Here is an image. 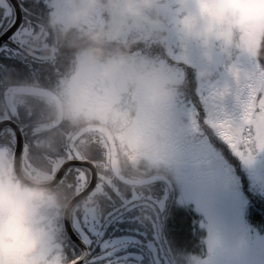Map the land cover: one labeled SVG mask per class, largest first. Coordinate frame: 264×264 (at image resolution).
Returning a JSON list of instances; mask_svg holds the SVG:
<instances>
[{
	"label": "clouds",
	"instance_id": "obj_1",
	"mask_svg": "<svg viewBox=\"0 0 264 264\" xmlns=\"http://www.w3.org/2000/svg\"><path fill=\"white\" fill-rule=\"evenodd\" d=\"M170 7L169 0H54L49 16L57 39L74 36L79 49L52 114L103 127L124 156L153 168L174 162L164 116L177 89L128 49L144 37L166 41ZM174 7L185 46L199 55L200 79L215 74L218 58L254 57L264 43V0H175ZM53 180L41 170L21 178L14 158L0 154V264H67L57 243L65 205Z\"/></svg>",
	"mask_w": 264,
	"mask_h": 264
},
{
	"label": "rangeland",
	"instance_id": "obj_2",
	"mask_svg": "<svg viewBox=\"0 0 264 264\" xmlns=\"http://www.w3.org/2000/svg\"><path fill=\"white\" fill-rule=\"evenodd\" d=\"M45 3L50 15L54 11V0ZM169 4L173 5V7L165 10L170 16L167 40L161 42L158 38L144 37L137 40L128 49V54L137 62H147L155 66L163 74L175 81L177 89L175 102L166 110L164 116L169 130V144L174 162L171 166L156 168L167 171L166 175L174 183L171 194L176 196L177 202L189 206L196 214V235L198 237L199 248L195 254L187 256L188 264H264V228L255 225L250 217L249 201L244 193L243 183L235 166L221 152L217 151L207 136L196 146L194 158L187 157V151L181 138L182 130L179 125V113L182 110L181 101L186 91L185 80H187L186 77L189 73L196 79L204 82L209 81L214 75L207 80L200 79L196 75V70L201 66L199 55L185 46L182 17L174 7L175 0H169ZM8 5H10L8 0H4V4H0L5 9ZM74 46V44L71 46V50L78 54L79 49ZM161 55L170 59L172 63L169 64V61L166 58L163 59ZM180 62L185 63L184 67L179 65ZM261 62H264V43L259 46L257 54L254 57L232 60L223 57L218 58L214 71L216 72L217 68L221 66H226L229 70L237 72L240 71L242 65L250 67L255 64L259 68ZM189 65L191 67H188ZM76 68L77 66L73 67V70L67 76L62 77L58 81L59 86H57L56 90L61 95L63 93V82L76 73ZM11 77H7L5 82H12L8 81ZM1 81L0 78V103L2 104L0 107V120H3L8 119L10 113H15L16 105L19 104L21 99L16 98L12 106L8 105L3 93L7 85L4 81ZM68 123L71 124L67 121L66 124ZM245 123L252 125L250 139L233 125L214 126L220 130L223 139L232 145L233 149H236L240 143L255 148L260 138L264 137V119L261 118L259 112H256L255 116H253L252 112H249V118ZM72 134L68 133L65 135L66 148L73 147L77 143L71 142L72 145H70L67 141ZM34 135H37L38 139H46L44 134L38 135L34 133ZM93 137L101 142L105 141L97 133H93ZM216 137L220 139L218 136ZM38 139L36 145L41 150L39 152L42 159L40 165L44 163V168L49 170L46 172L54 176L60 162L55 157L47 156L49 153L46 152L48 151L54 156L55 152H57V144L50 136L49 147L46 148L44 141L40 143ZM118 147L120 166L123 171L126 170L129 162L135 166L142 165L148 169H153V167H149L143 163L130 160L124 156L119 143ZM230 151V154L236 156L240 161L241 168L247 176L248 187L264 197V154L258 153L251 161L245 162L235 155L231 149ZM3 153L10 154L11 151L9 153L5 149H0V154ZM91 202V200H88L82 204L89 225L96 219L94 206H89ZM152 205L153 207L149 215H152L155 218V222L158 223L159 218L163 219L166 215H164V209H161L158 204L153 203ZM161 212L162 216L160 215ZM154 215H159V218H156ZM61 223V249L63 250V220ZM143 226L146 225H142L140 233L143 234L142 236L145 240L142 239L140 241L134 237H112L105 239L102 242V249L105 251L100 252L98 256H94L92 260L88 259V261H98L103 254L108 257L113 256V259H109V262L118 261L126 257H134L138 262H142L145 259L144 262L158 264L160 256L157 254L156 248L160 247L163 251V246L168 245V242L164 239L163 231L153 232L151 235H148L145 233ZM78 230L82 232L80 226H78ZM156 234L161 238L159 244L154 243L152 239L153 235ZM141 244H144L143 249L136 250L135 246ZM165 257L166 264H170L169 256L165 255ZM127 263L129 262H121L119 264Z\"/></svg>",
	"mask_w": 264,
	"mask_h": 264
},
{
	"label": "trees",
	"instance_id": "obj_3",
	"mask_svg": "<svg viewBox=\"0 0 264 264\" xmlns=\"http://www.w3.org/2000/svg\"><path fill=\"white\" fill-rule=\"evenodd\" d=\"M4 11H6V9L0 6V13ZM49 16V11L47 10L43 18L37 22L35 31L29 34L27 41L29 44L27 48L28 58L42 64L45 68V75L42 77L41 75L34 73L32 75L17 76L9 71L0 76L2 80L1 82L4 81V83H6L5 79L12 76L9 80L44 85L50 89L56 90L57 86H59L58 81L61 80L62 77L67 76L73 70V67H76L75 61L77 54L75 51L71 50V46L74 44L72 41L75 40V37L70 35L65 40H58L56 32H54L49 26ZM3 22V16L0 15V24ZM161 57L163 59L166 58L167 61H169V64L172 63L170 59L164 55H161ZM179 65L184 67L185 63L180 62ZM190 86L189 79L185 80V89ZM20 99L19 104L16 105L17 108L13 114V119L19 125L23 126L24 129L29 130L28 143L30 147L33 145L32 138L38 139L37 135H34V133H37L38 135L44 134L46 136V139H38L40 143L44 141L46 148L49 147L50 136L56 144L59 142L64 148L66 144L65 135L73 133L86 126H74L68 123L65 125L64 136L60 139L57 137V132L60 129H54L46 123L54 117L52 114L54 106L48 105L44 102L43 98L39 97L23 96ZM1 106L2 104L0 103V107ZM62 128H64V125ZM10 137L5 142L13 148L14 144H12L13 141H10ZM207 138L210 139L212 145L217 151L221 152L224 157L235 166L236 171L242 180L244 193L249 201L250 217L255 225L264 228V197L248 187L247 176L241 168V163L236 156L230 154L231 151L227 145L214 134L207 135ZM12 140H14L13 136ZM67 141L72 145L69 139H67ZM73 154L77 158H88L92 160L99 169L98 187L85 201L91 200L92 202L89 203V206L93 205L94 208L103 210L102 215L104 217L105 214L108 213V210L115 209V213H118L125 219L123 223H116L115 227L108 230L107 233L100 229H97L93 233L94 242L92 243V246L94 249V256H98L100 252L102 253L105 251L102 249V242L105 241V239L112 237H134L140 241L142 239L145 240L140 231L142 225L148 224L146 226H151L156 232L163 231L164 239L168 242V245L163 246V251L160 247L156 248L157 254L160 256V262L158 264H166L165 255L169 256L168 259L170 260V264H188L187 256L195 254L199 248L198 237L196 235V214L189 206L177 202L176 196L171 194V189L168 191V187L163 182H158L155 187L157 189L163 188L167 192V196L164 197V215H166V217L162 219L159 218V215H154L156 218H159L155 227V225L149 220L150 216H146L150 214L149 212L152 210V204L154 202H152L151 199H142L147 192L152 190V184L142 187H131L119 182L108 167V151L105 141L101 142L93 137V133H89L74 144ZM42 165H44V163ZM124 173L129 176L143 177L153 174H167V171L161 168L148 169L142 165L135 166L129 162ZM82 188H84L83 184L77 186L75 180L71 177H66L53 189L60 194L62 203L66 205ZM134 201L135 203H133ZM83 203L84 202L78 205L80 209L83 208ZM133 209H135L134 214L132 217H129L128 213L132 212ZM113 213L114 212L108 213V215H106V220H102V222H110V217ZM77 217H86L85 210L83 213L79 212ZM105 227L107 228V225ZM62 232L63 252L67 264H69L67 253L71 251V255L76 257L80 256L81 250L78 246H75L74 249H70L67 234L64 229H62ZM147 234L151 235L152 233ZM136 246V250H141L143 249L144 244ZM109 259H113V256L108 257L102 254L100 260L93 262L86 261L85 264H114L117 262L142 264L145 261V259H143L142 262H138L134 257H126L112 262H109ZM143 264L151 263L144 262Z\"/></svg>",
	"mask_w": 264,
	"mask_h": 264
},
{
	"label": "snow or ice",
	"instance_id": "obj_4",
	"mask_svg": "<svg viewBox=\"0 0 264 264\" xmlns=\"http://www.w3.org/2000/svg\"><path fill=\"white\" fill-rule=\"evenodd\" d=\"M0 4H4V0H0ZM6 9L0 13L4 21L0 24V76L11 71L17 76L35 73L43 77L45 68L42 64L30 60L27 56V41L29 34L35 31L37 22L47 11L45 0H10V5L6 6ZM186 78L189 79L191 86L186 89L182 97L179 125L188 158H194L196 146L210 134L218 136L235 155L245 162L251 161L258 153L264 154V137L260 138L255 148L240 143L236 149H233L232 145L223 139L220 130L214 126L230 124L247 135L249 139L251 138L252 125L245 123L249 118V112H252L253 116L259 112L261 118L264 119V62L260 63L259 68L255 64L250 67L242 65L238 72L229 70L226 66L218 67L214 76L207 82L196 79L191 73ZM13 135L16 151L21 154L25 149V135L21 126L13 118L0 120V142L8 140ZM78 164H88L89 167H81ZM93 167L87 161L69 159L61 167L57 178L64 180L66 177H71L76 181L77 186L83 184V195L86 196L98 187V176L91 174ZM162 181H154L151 185L152 190L147 192L142 199H151L161 209H164V197L167 196V192L163 188L155 187L158 182ZM134 211L135 209L129 212L128 216L132 217ZM124 220L114 212L110 217V222L100 224L93 220L89 225L86 217H77L75 222L65 221L64 228L69 248L74 249L79 245L90 249L94 242L93 233L96 229L107 233L115 227L116 223H123ZM75 225H80V230L85 234V240L80 239ZM143 228L147 233H156L151 226H143ZM152 239L154 243L161 242L157 234L153 235ZM67 255L69 264H81L83 257H73L71 251Z\"/></svg>",
	"mask_w": 264,
	"mask_h": 264
},
{
	"label": "water",
	"instance_id": "obj_5",
	"mask_svg": "<svg viewBox=\"0 0 264 264\" xmlns=\"http://www.w3.org/2000/svg\"><path fill=\"white\" fill-rule=\"evenodd\" d=\"M10 1V0H9ZM4 93L6 95H11V94H23V95H28V96H39V97H45V98H49L51 99L55 105L58 102V100L61 98L60 95L58 93H56L55 91L51 90L50 88L44 87V86H40V85H33V84H14V85H9ZM63 120H57L56 117L51 120L49 122V125L52 126L53 128H57L62 124ZM89 132H100L104 135V137L106 138L108 147H109V154H110V169L114 175V177L121 182L122 184L128 185V186H134V187H142V186H146V185H150L153 184L154 181L156 180H163L166 184H168V186L171 188L172 187V182L171 179L165 175H161V174H154L151 176H147V177H140V178H134V177H130L128 175H126L120 166V155H119V150H118V144L117 141L115 140L114 137L111 136V134L106 131L103 127H85L82 131H79L75 134L72 135L71 137V141L72 142H76L77 140H79L81 137H83L86 133ZM21 154H18L16 149H15V153H14V160H15V166H16V171L18 173V175L21 176V178H24L25 176L23 175L22 171H21ZM77 160H82V161H87L90 164H92L94 167L91 169V174H95L98 176V170L95 166V164L87 159H77ZM65 163V162H64ZM64 163L61 165V167L64 165ZM78 166L81 167H89L88 164H78ZM61 167L59 168V170L57 171L54 180L52 182V184L50 185V187H55L59 184V182L61 180H58L57 178V174L60 171ZM84 190L81 191L80 193H78L77 195H75L66 205L65 210H64V219L63 222L65 224V221L67 220H71V211L72 209L81 201H83L85 198L88 197V195H83ZM82 197V198H80ZM81 239V238H80ZM82 240V239H81ZM83 241V240H82ZM79 246V245H78ZM80 249L82 250V255L81 257H83L81 264H84L85 261L88 258V252L89 249L85 246H79Z\"/></svg>",
	"mask_w": 264,
	"mask_h": 264
},
{
	"label": "flooded vegetation",
	"instance_id": "obj_6",
	"mask_svg": "<svg viewBox=\"0 0 264 264\" xmlns=\"http://www.w3.org/2000/svg\"><path fill=\"white\" fill-rule=\"evenodd\" d=\"M51 0H45V2H50ZM8 81H12L10 83H6V85H10V84H25V83H21V82H18L17 80H8ZM23 97V96H22ZM21 96L19 95H5L4 96V99L7 100V103L8 105L12 106L14 104V100L16 98H22ZM44 102H46L48 105H53V101L50 100V99H44ZM10 113V112H9ZM13 113H10L9 114V118H13ZM53 118V117H52ZM52 120V119H50ZM50 120H48L46 123H48ZM67 121H63L62 125L66 124ZM61 125V126H62ZM21 126V125H20ZM59 127L57 129H60L58 130L57 132V136L61 139V137L64 136V129H65V125H64V129L62 127ZM21 129L25 135V149L22 153V159H21V169H22V172L25 176H27L28 174H31V173H34L36 170H41V171H45V168L43 165H40V163L42 162V159L40 157V153L41 152L36 143H37V139L36 138H32L33 139V145L32 147H30L29 143H28V139H29V135H28V132L29 130L28 129H24L23 126H21ZM81 130V128L79 129ZM78 131V130H77ZM100 136H103L102 134L98 133ZM13 138H14V135H13ZM10 141H13L12 140V136L10 137ZM66 141V140H65ZM15 143V142H14ZM0 145H3V146H6L7 143L4 141V142H0ZM36 145V146H35ZM59 146H57V152H55L54 156L50 153V152H46V153H49L47 156L49 157H55L59 162H60V165L62 163H64L65 161L69 160V159H87V158H77L75 157V155L73 154V147H62V145L58 142ZM8 147H11V146H8ZM32 148V150H30ZM44 155H45V152H44ZM12 157V155H10ZM69 156V157H67ZM59 165V166H60ZM90 196V195H89ZM85 209L83 208H79V207H75L72 211V215H71V220L72 221H76L77 219V216L79 214V212L83 213ZM102 211L103 210H100V209H96L94 208V215L96 217L95 219V222L97 224H100L102 223V220H106L108 213H111V212H115V209L114 210H108V213L105 214V217L102 215ZM147 217L150 216L149 220L150 222H152L155 227H156V222H155V218H153L152 215H146ZM61 222L59 223V228H60V236H59V239L57 241V243L59 244V247L61 248ZM148 225V224H146ZM75 228L77 230V234L79 236H81L84 240H85V237L84 235L82 234V232H78V225H75ZM89 260H92L94 259V255H93V246H91V248L89 249Z\"/></svg>",
	"mask_w": 264,
	"mask_h": 264
}]
</instances>
